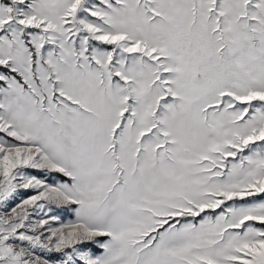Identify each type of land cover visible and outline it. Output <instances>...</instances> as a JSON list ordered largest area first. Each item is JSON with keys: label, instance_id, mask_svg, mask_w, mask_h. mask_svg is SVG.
Listing matches in <instances>:
<instances>
[{"label": "snow or ice", "instance_id": "1", "mask_svg": "<svg viewBox=\"0 0 264 264\" xmlns=\"http://www.w3.org/2000/svg\"><path fill=\"white\" fill-rule=\"evenodd\" d=\"M0 264H264V0H0Z\"/></svg>", "mask_w": 264, "mask_h": 264}]
</instances>
